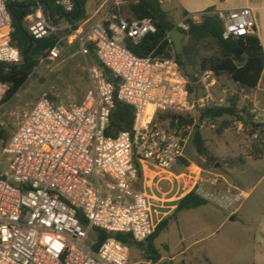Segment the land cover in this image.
Here are the masks:
<instances>
[{"label":"built area","instance_id":"built-area-1","mask_svg":"<svg viewBox=\"0 0 264 264\" xmlns=\"http://www.w3.org/2000/svg\"><path fill=\"white\" fill-rule=\"evenodd\" d=\"M32 1L0 0V65L23 61L11 43L9 5ZM54 4L60 13L52 16L38 2L24 21L36 40L62 32L41 59H58L63 43L74 37L83 54L94 47L98 64L88 69L92 89L82 103L68 106L41 98L0 147V159L9 158V169L0 172V264H129L127 245L108 238L96 249L90 233L100 229L130 234L137 243L147 241L164 215L158 208H166L152 192L153 185L162 182L175 181L179 190L195 191L236 212L249 198L248 192L231 185L221 189V177L197 165L189 174L176 171L187 160L189 136L184 132L192 129L187 126L183 131L180 118L199 108L221 106L212 97L218 76L210 71L201 75L207 95L196 100L175 58H142L127 48V40L138 44L157 32L152 19L113 14L73 30L65 15L74 12L76 0H54ZM214 13L223 22L225 40L257 32L249 8ZM187 20L177 29L187 31ZM62 21L67 23L57 25ZM116 99L134 109V122L131 130L108 136ZM158 113L175 115L174 125L156 122ZM233 127L250 131L239 121ZM184 177L190 179L186 186L181 182ZM155 215L160 216L157 222Z\"/></svg>","mask_w":264,"mask_h":264},{"label":"rangeland","instance_id":"rangeland-1","mask_svg":"<svg viewBox=\"0 0 264 264\" xmlns=\"http://www.w3.org/2000/svg\"><path fill=\"white\" fill-rule=\"evenodd\" d=\"M116 1L111 0L107 3L108 10L105 17L116 14L131 18L127 11V0H121L120 4ZM101 2L103 0H96L94 6L98 8ZM177 4L176 0L171 3L172 18L176 23L183 18ZM168 8L167 4L162 6L164 10ZM201 20L199 17L196 22ZM66 23L62 21L57 25L64 26ZM24 27L27 29V24ZM60 34L62 35V32ZM186 43L185 37L181 40V49ZM218 52L216 45L210 41L198 46L195 56L196 71L194 72L191 67L182 68L184 75L186 72L200 76L197 69L202 59L214 57L218 55ZM94 65H96L95 57L90 53L83 54L77 40L71 37L61 47L58 59H40L27 84L10 101L2 102L8 86L0 84V131L8 138L7 141L0 138V147L6 145L24 116L41 98L48 97L53 102L68 106L82 103L92 89L88 69ZM206 95L204 88H196V100ZM212 97L214 103L221 106L235 101L244 119L259 123L262 127L256 134L257 137L251 131L238 129L233 125L219 134L218 129L222 120H218L217 123L205 121L200 124L198 109L192 111L185 117L191 123L182 124L183 131L187 126L192 128L189 132H184L189 136L185 147V158L188 161L185 160L182 163L183 167H180L182 169L177 172L189 174L190 171H196L194 165H197L206 172L220 176L221 189L225 188L227 185L225 181L228 180L240 190L248 192L250 196L238 205L239 208L235 212L237 215L233 221H230L228 217L232 211H227L211 201L203 207L185 212L181 215L178 224L171 223L169 228L159 235L155 246L161 255L167 258L162 264L182 262L186 264L190 262L193 264H264V133L261 132L264 130V106L252 95L241 90L227 74L218 77V85L212 92ZM253 108L258 110L255 114L250 112ZM244 109L249 114L243 112ZM196 129H199L204 137L209 153L216 162L209 163L197 153L194 145ZM254 156L259 159L254 160ZM243 159L246 160L244 164L241 162ZM8 169L9 158L0 159V172ZM150 175L154 176V174ZM189 180L188 177H184L181 182L186 186ZM174 182H162L159 184L158 191L154 192L167 207L164 210L158 208V212H164L167 215L171 211L170 207L176 203V200L173 202L172 198L189 191V189L179 190ZM168 218L173 219L172 215L165 216L164 219ZM154 219L157 222L160 216L155 215ZM90 239L96 241L94 232L90 233ZM186 248L188 249L184 251ZM129 251V264H146L145 262L149 260L144 252L136 247L129 248Z\"/></svg>","mask_w":264,"mask_h":264},{"label":"trees","instance_id":"trees-1","mask_svg":"<svg viewBox=\"0 0 264 264\" xmlns=\"http://www.w3.org/2000/svg\"><path fill=\"white\" fill-rule=\"evenodd\" d=\"M88 1L89 0H76V8L74 12L68 15L67 21L73 25V30H76L78 22L86 17V4ZM38 2L47 4L46 6L50 10L52 16L61 12L59 8L55 6L54 0H35L27 4L11 3L9 5L14 28L11 34V43L20 50L22 57L30 45V39L21 29L18 21H21L24 27L25 18L32 12V10L20 9L15 6L29 5L33 7ZM127 2V11L132 19H152L157 28L155 34L147 35L138 44L133 43L131 40L126 41L127 48L135 55L142 58H175L181 69L191 67L195 72L196 49L204 42L210 41L216 45L219 52L218 55L214 57H205L202 59L199 69H197L199 75L201 76L206 71H210L218 77L222 74H227L231 80L247 94H252L257 90L264 72V48L256 34L253 36L225 40L223 38V22L213 10H209L202 14L201 22H194L188 13H185L184 17L188 18L187 21L189 23V29L185 31L187 43L183 45L180 53H176L169 35L177 29L178 24L168 12L162 9L160 1L127 0ZM80 10L82 11L81 18L77 21H73V18L77 16ZM24 29L28 32L25 27ZM60 35L61 34H53L41 40H36L30 36L33 44L27 55L26 65L23 64V61L18 65H0V84L8 86L2 102L10 101L27 84L29 78L38 66L41 57L46 56L47 51L56 45ZM89 53L95 56L93 46L89 47ZM185 75L189 79L188 89L191 94H196V88H204L200 76H195L194 74L191 75L186 72ZM106 76L109 81H112V77L107 71ZM230 102L231 103L226 106H208L199 108L200 124L205 121L217 123L218 120H222L218 129V133L222 134L226 129L232 127L235 121H239L246 128H249L253 135H256L262 125L255 123L252 120L244 119L240 115V111H238L237 103L235 101ZM243 112L248 113L245 109ZM134 115L135 111L132 107L127 106L116 99L107 135L117 136L120 132L131 130L134 122ZM176 118L175 115L169 113H158L155 121L158 123L169 121L174 125ZM184 123H191V121L186 118H180V124L182 125ZM261 132L264 133V130ZM0 138L3 141L8 140L1 131ZM194 145L197 153L205 158L207 162H216V159L210 155L206 146V141L199 129H196L194 133ZM257 159H259V157L254 156V160ZM241 162L244 164L246 163V160L243 159ZM208 203V200L199 196L195 191L188 193L178 201L177 208L172 216L173 219L168 218L162 220L157 225L151 237L143 243H137L130 234H110L100 229H94L97 239L95 248L98 249L108 238H114L127 245L129 248L136 247L138 250L143 251L149 260L157 262L162 259V255L156 248L155 241L162 232L169 228L171 220H178L180 214L203 207Z\"/></svg>","mask_w":264,"mask_h":264},{"label":"crops","instance_id":"crops-1","mask_svg":"<svg viewBox=\"0 0 264 264\" xmlns=\"http://www.w3.org/2000/svg\"><path fill=\"white\" fill-rule=\"evenodd\" d=\"M110 1L111 0H103V2H101L97 8V6H94L95 5L94 3L96 2V0H89L86 4V17L84 19H82L81 21H79L77 26H79L85 22H88V21L94 22V21H98L101 19L109 18L110 16L105 17V15H107V10H108V7L106 5ZM173 1H175V0H160L161 6L166 5V4L169 5V8L165 11L168 12L171 15V17H172V11H173V8L171 7V3ZM176 1L178 3L177 4L178 7L181 9L182 14H183L182 20L178 21L177 24L187 18V17H184L185 13H188V15L191 18H197L198 19L199 17H201L202 14L206 13L209 10H213L214 12H216V11H234V10L243 9V8L251 9L254 13V17L256 20V24H257L256 35L259 37V39L262 43V46L264 48V42H263V39H264V0H176ZM116 3L120 4L121 0H117ZM89 9L91 10V12H89L90 11ZM94 57L96 60V65H97L98 61L96 59V56H94ZM250 95H252L256 99V101H258V103H262L264 106V72L262 74V77H261V80L259 82V86H258L257 90L254 91ZM180 167H182V166L180 165L179 167H177L176 171H180L182 169ZM225 182L227 183V185H231V186L238 188L237 186L231 184L228 180H226ZM158 189H159V185L154 184L152 187V192L154 193L155 191H158ZM187 194L188 193H184L181 196H176L175 198H172L173 202H174V200H176V203L171 207L168 206L171 208V211L167 215L164 213V215L161 219L163 220L165 218V216H171V215L173 216L174 211L177 208L178 201L180 199H182L184 196H186ZM184 213H182V214H184ZM182 214L179 215L178 220H171L172 225L179 223ZM236 215H237V213L230 212L228 214L229 220L232 221L231 220L232 218H234V220H235ZM224 224H225V222H224ZM224 224H222V225H224ZM187 249L188 248H186L184 251H186ZM165 259H167V258L162 256V260L164 261ZM207 261L209 262V259H207ZM189 264H193V263L190 262Z\"/></svg>","mask_w":264,"mask_h":264},{"label":"water","instance_id":"water-1","mask_svg":"<svg viewBox=\"0 0 264 264\" xmlns=\"http://www.w3.org/2000/svg\"><path fill=\"white\" fill-rule=\"evenodd\" d=\"M45 5H47V4H45ZM15 7L20 8V9H32L34 6L31 7L29 5H16ZM81 16H82V11L80 10L79 13L77 14V16L73 18V21L79 20ZM65 17L68 18V15H65ZM18 24L20 25L21 29L24 31L26 36L30 39V45H29L27 51L23 55V62H24L23 64L26 65L27 64V55L29 54V52L31 50L33 41L31 39L29 33L24 29L21 21H18ZM185 37H186L185 32H183L179 29H175L173 32L170 33L169 38L174 45L176 53H180V51H181V40ZM231 220L233 221L234 218H232Z\"/></svg>","mask_w":264,"mask_h":264}]
</instances>
